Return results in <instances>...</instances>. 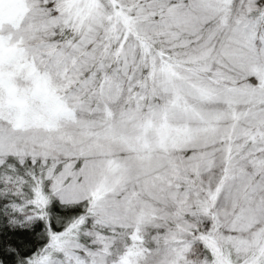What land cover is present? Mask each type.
<instances>
[{
	"label": "snow or ice",
	"instance_id": "1",
	"mask_svg": "<svg viewBox=\"0 0 264 264\" xmlns=\"http://www.w3.org/2000/svg\"><path fill=\"white\" fill-rule=\"evenodd\" d=\"M0 264H264V0H0Z\"/></svg>",
	"mask_w": 264,
	"mask_h": 264
}]
</instances>
